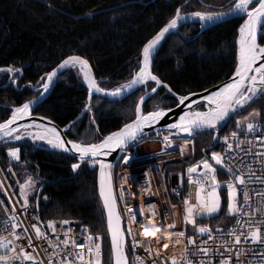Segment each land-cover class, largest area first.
Returning a JSON list of instances; mask_svg holds the SVG:
<instances>
[{
    "label": "trees",
    "instance_id": "trees-1",
    "mask_svg": "<svg viewBox=\"0 0 264 264\" xmlns=\"http://www.w3.org/2000/svg\"><path fill=\"white\" fill-rule=\"evenodd\" d=\"M181 5H184L183 13L211 12L228 10L231 0H0V69L22 70L19 75L0 72V122L8 117L11 107L35 99L39 95L40 78L71 55L87 59L97 82L106 90L127 82L136 69L143 45ZM242 22L243 19L235 18L205 31H201L198 24L182 26L178 35H169L161 43L153 74L178 95L202 91L226 80L235 68V40ZM262 36L264 33L260 31V44H264ZM12 79L17 83L12 84ZM143 93L144 88H141L116 102L94 96L91 112H85L76 121V127L66 132V137L85 144L99 142L134 119L135 104ZM87 94L78 70L66 71L33 114L64 127L83 110ZM176 103L161 88L144 111L157 107L169 109ZM254 109L262 113L256 120L262 119L264 99L256 100L239 115H233L218 132L200 133L191 138V157L165 167L163 183L171 203L176 202L172 190L179 183H183L184 193L187 189V168L202 159L210 162L212 151L221 152L225 134L228 131L239 133L236 121ZM196 110L203 111V106ZM92 120L95 123H90ZM156 135L158 133H152L143 139ZM213 136L220 139L213 140ZM10 147L21 150V163L11 171L4 154ZM77 162L73 157L37 148L28 141L0 146V175L15 203L21 207L23 200L18 185L31 177L29 204L40 224L61 219L80 221L91 234L103 237L102 264H112L105 215L97 192L96 169L82 164L78 173H74L71 165ZM217 178L221 182L229 181L226 171L218 172ZM220 193L224 204V190ZM0 201L10 213L13 207L3 189H0ZM224 206L218 216L203 218L200 224L210 229L226 227L233 217H225ZM5 208L0 205V222L5 219Z\"/></svg>",
    "mask_w": 264,
    "mask_h": 264
},
{
    "label": "snow or ice",
    "instance_id": "snow-or-ice-1",
    "mask_svg": "<svg viewBox=\"0 0 264 264\" xmlns=\"http://www.w3.org/2000/svg\"><path fill=\"white\" fill-rule=\"evenodd\" d=\"M187 2V0H186ZM184 5L175 9L174 15L167 21V23L160 28L151 39L143 45L136 69L131 73V79L119 86L106 90L102 88L93 75L92 68L87 59L80 56L72 55L63 59L57 67L52 71L46 73L41 77L38 83L37 91L39 96L35 101H27L18 107L11 109L10 117L4 122L0 123V140H15L20 141L25 137L31 138L33 142H46L51 148L56 149L62 153H69L78 162L71 165L72 171L78 173L82 164H88L91 167H99V199L102 203L103 212L106 216L107 234L110 237V252L112 264H145V257L140 255L135 256V260L129 259L130 252H134L140 246V241L137 239V233L133 231V224H143L144 210L143 207H136L135 204L127 207L126 212L129 217V224L126 228H122V214L118 210V200L127 203L126 193L123 190V184L119 196L113 192L114 183V167L111 162L106 161V158L112 153L119 152L124 154L129 147L139 144L145 136L147 129L153 128L155 125L165 118L173 109L164 110L157 107L155 110L147 111L144 108L150 100H153L158 94L160 88L166 89L169 94L175 97L176 107L185 106L187 110L179 115L178 120L167 125L169 134L163 136V141L166 147H171L173 144V136L185 135L188 138H194L203 130H219L232 118L233 115H239L246 110L258 99H264V46L258 43V29L264 33V0H231V7L228 11L218 12H202L193 11L191 13L183 14ZM92 15V13H89ZM243 19V23L239 25L238 35L235 40V68L232 77L228 82L224 83L217 91L203 97L205 103L204 111L194 110L192 104L199 106V101L192 100L191 103H186L190 97L197 95L190 93L189 95H177L173 89L165 82H163L157 75L153 74L152 66L155 60V54L159 47L169 35H178L179 27L186 23H198L201 30L210 26H214L217 22H223L226 17ZM261 38H264L262 36ZM72 69L78 70V75L82 76L84 83L87 85L88 97L85 102L83 111L91 112V101L94 94H101L104 97L111 98L112 102L122 101L144 88V93L139 97L135 104V118L131 122L125 123L118 131H114L105 136L102 140L96 143H82L72 140H66L63 133L49 121L48 124L42 123H28L18 124L25 118L31 116L34 110L33 105L43 99V97L50 91L54 81L60 77L64 72ZM0 72L22 74L21 69H14L12 67L0 69ZM12 84L17 81L12 79ZM154 84V86H152ZM150 88V91L148 90ZM262 113L258 109L249 112L247 116L236 121L235 127L238 131L231 132L230 136L223 139V143L227 145L228 151L233 147L239 148L243 141H238L240 134L247 135L257 131V124L254 123L257 118H261ZM42 120L47 119L41 117ZM76 121L65 127V132L70 131L71 128L76 127ZM90 123H95L92 120ZM35 129V131H32ZM210 134V132H209ZM213 140L220 139L219 136H213ZM261 147H264V137L258 136ZM190 143V139L184 140L186 146ZM251 147L252 142L248 141ZM185 147H181L183 154ZM247 151V150H246ZM20 148L10 147L7 155L13 161H19ZM254 155L264 157V151L256 152ZM133 157L131 155H123L122 165L128 166L131 164ZM210 163L208 159H202L187 168V182L189 186H195V202H191V193L189 198L183 200V223L185 225H192L194 234H199L201 237L207 236L208 240H212V230L207 226H197V217H213L221 210V183L217 179L218 172H226L229 174V182L226 183L227 188V215L235 217V223L238 226L248 224V231L246 233H237L235 229L230 230L227 235L233 237V245L241 243V237L245 240H250L253 244L264 245V220L256 221L252 217L256 215L264 216V207L257 212L249 206L251 193L243 191L247 185L248 179L242 169H236L230 166L223 158L221 153L212 151ZM264 164V160H261ZM215 165V166H214ZM216 166H219L216 167ZM11 171V168H9ZM239 173V174H237ZM249 177H254L255 174L249 170ZM123 183H132L131 175L122 178ZM261 183H264V176L257 177ZM33 186L32 178L29 177L24 183L19 184L20 198L23 200L21 208L27 211L29 207V190ZM238 186L241 187L243 200L238 201ZM4 185L0 183V189ZM148 195H152L150 182L142 189ZM5 195H8L5 192ZM131 195L133 198L137 195L135 184L132 187ZM257 195L264 197V192H259ZM47 199V197H45ZM0 203H3L0 201ZM175 207V206H173ZM149 208L153 210V216H161L159 221L149 220L148 223L155 227V232H150L147 227L142 229L141 235L152 236L153 239L148 242V247L145 249L147 257L151 259L152 264H158V261L163 260L164 264H192L189 257L188 246L194 245L196 241L192 236H186L185 231H175L176 224H164L162 214L155 211L156 205L149 204ZM8 213V209H4ZM17 209L13 207L11 214L8 215V220L5 221L3 231H7L11 239L0 235V264H43L39 261L33 253L36 251L33 247L32 238L28 237V247L33 248V253L26 252L24 247H20L19 252L16 251L18 245L17 240L24 239V236L17 233L16 229L23 227L16 214ZM175 216V212L172 213ZM247 216L249 220L242 221L241 217ZM33 219H38L33 217ZM62 224L70 223L67 220L61 222ZM10 224V228L8 225ZM47 228L55 232V223L53 221L47 222ZM31 229L34 231L36 240H47V234L42 230L37 223L31 224ZM219 232V229L216 230ZM27 233L28 229L25 228ZM72 230L69 229L64 233L65 239L60 243L64 246L67 254L59 261V264H102V239L101 235L89 234L87 227L82 229L85 233L84 242L78 243L71 235ZM131 237V249L127 246V238ZM171 244L184 245L181 250L182 255L177 258L175 255L164 256L159 248L162 246L168 249ZM153 245H156L154 248ZM49 242V247L55 248ZM81 249L77 252L75 249ZM70 249V250H69ZM199 253L207 256L210 249L207 247H199ZM231 252V249H226ZM87 253V258H85ZM49 254L48 264H54ZM240 253H237L239 257ZM72 257V259H69ZM220 264H229L228 260H221Z\"/></svg>",
    "mask_w": 264,
    "mask_h": 264
},
{
    "label": "built area",
    "instance_id": "built-area-1",
    "mask_svg": "<svg viewBox=\"0 0 264 264\" xmlns=\"http://www.w3.org/2000/svg\"><path fill=\"white\" fill-rule=\"evenodd\" d=\"M257 124V131L251 134L243 135L240 134L238 136V141H243L239 148L233 147L231 151H228L227 145L223 143L221 145V154L223 155L224 160L230 165L234 166L236 169H242L245 178L248 179L247 185L243 188V191H249L251 193V198L249 201V206L252 209H255L257 212L260 211L262 207H264V197L257 195L259 192H264V183H261L257 177L264 176V164L261 163V160H264V157H258L254 155L256 152L264 151V147H261L258 136L264 137V117L260 120L253 121ZM231 131H228L224 137L230 136ZM163 134L158 133L154 137L153 140H149L148 142H153L157 145V150L151 153H148L147 156H140L136 154L134 149L127 150L124 154H121L119 159L117 160L114 168V186H115V195L119 196V192L121 190V185L123 184V190L126 193L127 203L124 201L118 200L117 204L119 206V210L122 214L123 226L126 228L129 224V217L127 215L126 209L127 207L136 205V207H143L144 217L143 224L136 223L133 224V231L137 233V239L140 241V246L135 249L134 252H131L130 260L134 261L136 255H140L145 257V264H152L151 259L147 257V253L145 249L149 246L148 242L153 239L152 236H148L147 238L141 235L142 229L147 227L150 232H155V227L148 223L149 220L159 221L161 216H153V210L149 208V204H155L157 213L162 214L164 224L175 222L176 228L175 231H185L186 236H192V238L196 241L194 245L188 246L189 249V259L192 261V264H220L221 260H228L229 264H264V245L262 244H253L250 240H245L241 237V243L239 245H233L232 240L233 237L227 235L230 230L235 229L237 233H246L248 231V224L244 223L243 226H238L235 223V217L232 218L231 222L223 228H214L212 230V240H208L205 244L204 241L207 240V236L201 237L199 234H194V228L192 225H185L183 223V212L180 215V222H176L173 219L170 211L161 207L160 200L158 196L148 195L142 193V189L144 186L148 185L150 182V186L155 184L160 177H162L165 167L168 165L166 162L164 165H158L155 161L163 160L166 161L170 156L167 157L166 154H170L168 151L171 147H166L163 141ZM223 137V139H224ZM187 138H181L178 136L177 140L173 139V143L182 144ZM177 141V142H176ZM248 141L252 142L251 147L249 146ZM173 145V144H172ZM247 150V151H246ZM8 150L5 151V159L8 163V169L12 168L21 163L19 161H13L7 155ZM123 155H131L133 157L132 162L128 166L122 165ZM152 160V162H150ZM173 164V163H169ZM144 165H146L144 167ZM144 167V168H143ZM251 170L252 173L255 174L254 177H249L248 173ZM226 171V170H225ZM228 174V173H227ZM239 174V173H237ZM131 175L132 183H123L124 177ZM229 176V174H228ZM230 179V177H229ZM161 180V179H160ZM219 181V180H218ZM221 183V181H219ZM135 184V190L137 195L135 198L131 195L132 187ZM160 186V185H159ZM195 186L187 185V189L184 193V185L183 183H179L173 190L172 196L176 199V204L183 207V200L189 198V193H191V202H195ZM238 195L237 200H243L241 187L238 186ZM223 191L222 187L219 190ZM162 196H166L168 199V195L166 190L161 191ZM10 201L12 207L17 209V215L19 217V221L22 223L23 227L17 228V233H20L24 236V239L17 240L15 243L18 245L16 251L19 252L20 247H24L26 252L33 253V248L28 247V237L32 238L33 247H35L36 251L33 253L37 257L39 261H42L43 264H48L49 254L51 255V259L54 261V264H59V261L67 254L64 246L60 243L65 239L64 233H66L69 229L72 230L71 235L72 238L75 239L78 243L84 242L85 233H82V229L85 228V225H82L78 220L72 219H61V220H53L55 223V232H52L47 228V223L41 225L37 219H33L35 214L29 204L27 211H24L21 207H19L14 199L10 197ZM7 213L5 219L0 222V235L11 239L7 231H3L5 227V221L8 220ZM205 218V217H203ZM197 217V226H202L200 224V220L203 219ZM252 219L256 221L264 220V216L256 215L252 217ZM67 220L70 223L62 224L61 222ZM242 221L249 220V217L243 216L241 217ZM37 223L38 226L42 228L43 231L47 234V240H36L34 231L31 229V224ZM10 228V224L8 225ZM27 228L28 232L25 233L24 229ZM219 229V232L216 230ZM89 234L90 231H89ZM98 235V234H92ZM49 242H52L53 245H57L55 248L49 247ZM131 249V237L127 238ZM102 243V241H101ZM155 248L156 245H153ZM199 247H207L210 249V252L207 256L199 253L197 249ZM184 245H176L171 244L168 249H164L162 246L159 248L160 252L164 256H172L175 255L177 258H180L182 255V249ZM231 249V252L226 251V249ZM70 250V249H69ZM75 251L79 252L81 249L77 248ZM3 253V250L1 251ZM237 253H240L239 257ZM85 258H87V253H85ZM72 259V257H69ZM15 264H19V261L15 262ZM25 264H30V262H25ZM158 264H164L163 260L158 261Z\"/></svg>",
    "mask_w": 264,
    "mask_h": 264
},
{
    "label": "water",
    "instance_id": "water-1",
    "mask_svg": "<svg viewBox=\"0 0 264 264\" xmlns=\"http://www.w3.org/2000/svg\"><path fill=\"white\" fill-rule=\"evenodd\" d=\"M218 11H228V10H223V9H214L213 11H211V12H218ZM189 13H191V12H189ZM183 14H187V13H183ZM231 19H235V18H233V17H231V16H229V17H226L225 19H224V21L223 22H217V24L216 25H218V24H221V23H224V22H227V21H229V20H231ZM167 23V22H166ZM165 23V24H166ZM243 23V22H242ZM164 24V25H165ZM189 24H198V23H186V24H184V25H189ZM163 25V26H164ZM183 25V26H184ZM199 25V24H198ZM216 25H214V26H216ZM162 26V27H163ZM214 26H210V27H208V28H206V29H203V30H201V28H200V26H199V28H200V30L201 31H205V30H207V29H209V28H211V27H214ZM161 27V28H162ZM182 27V26H181ZM181 27H179V28H181ZM160 30V29H159ZM159 30L157 31V32H159ZM156 32V33H157ZM155 33V34H156ZM154 34V35H155ZM153 35V36H154ZM152 36V37H153ZM151 37V38H152ZM259 37H260V30L258 29V43H259ZM150 38V39H151ZM163 42V41H162ZM260 44V43H259ZM262 46H264V44H261ZM141 52V51H140ZM157 54V53H156ZM156 54H155V57H156ZM140 55V54H139ZM72 56V55H71ZM67 58V57H66ZM65 59V58H64ZM61 62V61H60ZM59 62V63H60ZM58 63V64H59ZM57 64V65H58ZM57 65L55 66V67H57ZM54 67V68H55ZM152 68H153V66H152ZM52 71V70H51ZM93 71V70H92ZM234 72V70L232 71V73ZM232 73L230 74V76L226 79V80H224V81H222V82H220V83H218V84H216V85H213V86H211V87H209V88H207V89H204V90H202V91H198V92H193V93H196L197 95H195V96H193V97H190V100L188 101V102H186V103H191L192 102V100H196V101H199V106L200 105H202L203 106V104L205 103V101L203 100V97L204 96H206V95H209V94H211V92H213V91H217L218 89H219V87H221L224 83H226V82H228L229 81V79L232 77ZM93 75H94V73H93ZM82 77V76H81ZM95 77V76H94ZM82 80H83V78H82ZM56 81H57V79L54 81V83L52 84V86H51V88H50V91L43 97V99L41 100V101H39L38 103H36V104H34L33 105V108H34V110H35V108L40 104V103H42L48 96H49V94L51 93V91L53 90V88H54V86H55V84H56ZM83 83H84V81H83ZM84 85H85V87L87 88V85L84 83ZM161 89V88H160ZM159 89V90H160ZM166 90V89H165ZM88 91V90H87ZM150 91V90H149ZM166 92H167V90H166ZM168 93V92H167ZM190 94V93H189ZM189 94H186V95H189ZM168 95L170 96V97H172L173 99H175V97H173L171 94H169L168 93ZM178 95V94H177ZM39 96V95H38ZM37 96V97H38ZM94 96H96V97H100V98H103V99H106V100H111V98H107V97H104L103 95H101V94H94ZM37 97L35 98V99H33V100H31V101H35V100H37ZM87 97H88V94H87ZM87 100V99H86ZM138 102V101H137ZM18 107V106H17ZM198 107V105L197 104H195V103H193L192 104V108L194 109V110H196V108ZM13 107H11L10 108V114L8 115V117L5 119V120H7L9 117H10V115H11V109H12ZM171 109H173V111L171 112V113H169L165 118H163L160 122H159V124H157V125H155L153 128H151V129H147L146 131H145V136L144 137H146V136H149L150 134H152V133H155V132H169L168 131V128H167V125L168 124H170V123H174L176 120H178V118H179V115L180 114H182V112L183 111H185V110H187V107H186V105L185 106H181V107H176V105L174 106V107H172ZM33 110V111H34ZM164 110H167V109H164ZM204 110H206L204 107H203V111ZM33 111H32V114H31V116H29V117H27V118H25L24 120H22V121H18V124H28V123H42V124H48V122L49 121H51L52 122V125H54V126H56L62 133H63V135H64V138L66 139V140H69L67 137H66V132L64 131L65 130V127L66 126H69L72 122H74V121H77L85 112L82 110L81 112H80V114L72 121V122H70V123H68L66 126H64V127H59L58 125H56L52 120H50V119H44V120H42L41 119V117L42 116H38V115H34L33 114ZM135 118V117H134ZM4 120V121H5ZM4 121H2V122H4ZM2 122H0V123H2ZM131 122V121H130ZM121 127H123V126H121ZM120 127V128H121ZM119 128V129H120ZM223 128V127H222ZM221 128V129H222ZM119 129H117L116 131H118ZM221 129H219V130H221ZM219 130H203L201 133H206V132H218ZM32 131H35V129H32ZM143 137V138H144ZM179 137H181V138H188V137H186L185 135H183V134H181ZM22 140H29V141H31V138H28V137H25V139H22ZM22 140H20V141H22ZM15 142H17V141H15V140H0V146H2V145H6V144H12V143H15ZM32 142V141H31ZM36 143H38L37 145H35V147H37V148H40V149H43V150H46V151H49V152H54V153H58V154H63V155H66V156H69V157H73V155L72 154H69V153H62V152H60V151H58V150H56V149H53V148H51L46 142H43V141H36ZM132 147V146H131ZM131 147H129L128 148V150L129 149H131ZM120 155H121V153H119V152H115V153H112L110 156H108V157H106V158H102V159H106V161H108V162H111V163H113L114 165L116 164V162H117V160L119 159V157H120ZM95 169H96V185H97V192H98V196H99V184H98V182H99V167L98 166H96L95 167ZM113 179H114V177H113ZM3 182V181H2ZM6 188V187H5ZM7 191V193H8V196H9V192H8V190H6ZM113 192H114V194H115V188H114V183H113ZM102 204V203H101ZM37 206H38V204H37V199H36V208H37ZM117 206H118V204H117ZM118 210H119V207H118ZM120 211V210H119ZM105 215V214H104ZM105 220H106V216H105ZM42 225V224H41ZM122 228H123V220H122ZM106 228H107V225H106ZM107 236H108V234H107ZM108 242H109V248H110V237L108 236ZM111 253V252H110ZM111 263H112V260H111Z\"/></svg>",
    "mask_w": 264,
    "mask_h": 264
},
{
    "label": "rangeland",
    "instance_id": "rangeland-1",
    "mask_svg": "<svg viewBox=\"0 0 264 264\" xmlns=\"http://www.w3.org/2000/svg\"><path fill=\"white\" fill-rule=\"evenodd\" d=\"M178 136H173L172 139H176L177 140ZM150 140H153L154 137L151 136L149 137ZM148 138L146 139H142L141 142L139 144H136L135 146H132V149L134 150H138V148L142 147V146H146V145H153V148H150L149 150H144V151H138L137 153L140 154V156H147L148 153H151V152H154L157 150V145L154 144L153 142H148L149 141ZM23 141H28L30 142L31 144L33 145H37L38 143H34L33 140L31 139V141L29 140H22V141H17L15 143H12L13 145H16V144H19L20 142H23ZM177 142V141H176ZM6 145H10V144H6ZM191 146H192V143H191V140H190V143H188L186 146L184 145V141H182V144L180 145L179 143H173V145L171 146V148L169 149V153L170 154H166L167 157L170 156L168 158V160L166 159V161H163V160H157L155 161L158 165H161V164H165L166 162L169 163H182L183 161L189 159L191 157ZM181 147H185V151L184 153L182 154L181 153ZM9 148H7L6 150H8ZM150 162H152V160H150ZM210 163H213L214 164V161H211V156H210ZM146 165H144L145 167ZM215 166V165H214ZM143 167V168H144ZM219 168V166H216ZM187 173H186V177H187ZM161 179V180H160ZM218 179V178H217ZM3 181V182H2ZM0 182L4 185V192H7V186L3 180V178L1 177L0 175ZM229 182V181H227ZM227 182H221V185H222V189L224 190V193H225V200H224V214H225V217L226 218H231L232 216H229L227 215V188H226V183ZM160 185V186H159ZM6 187V188H5ZM19 187V185H18ZM145 187V186H144ZM143 187V188H144ZM151 188V192L153 193V195L155 196H158L159 200H160V204H161V207L164 209V211L168 210L170 211L171 215L173 212H175V216L172 215L173 219L176 220V222H180V215L181 213L183 212V207H181L180 205L176 204V203H171L169 201V199L166 198V196H162V193L161 191L164 190V183H163V175L162 177H160L157 181H155V184L153 186H150ZM9 191V190H8ZM10 192V191H9ZM142 193H145L143 190H142ZM147 194V193H145ZM221 195V193H220ZM8 196V195H7ZM170 202V203H168ZM223 196L221 195V210L215 214L213 217H216L218 216L222 209H223ZM1 206H3L5 208V203H0ZM175 206V207H173ZM6 214V213H5ZM213 217H205V218H213ZM229 221V220H228Z\"/></svg>",
    "mask_w": 264,
    "mask_h": 264
},
{
    "label": "bare ground",
    "instance_id": "bare-ground-1",
    "mask_svg": "<svg viewBox=\"0 0 264 264\" xmlns=\"http://www.w3.org/2000/svg\"><path fill=\"white\" fill-rule=\"evenodd\" d=\"M155 133H163V132H155ZM148 139H149V138H148ZM149 140H150V139H149ZM150 148H153V145L142 146V147L138 148L137 151L135 150V152H136V154H138V153H139L138 151L149 150ZM137 152H138V153H137ZM138 155H140V154H138ZM168 203H170V202H168ZM118 207H119V206H118ZM123 228H124V226H123ZM218 228H222V227H218Z\"/></svg>",
    "mask_w": 264,
    "mask_h": 264
},
{
    "label": "crops",
    "instance_id": "crops-1",
    "mask_svg": "<svg viewBox=\"0 0 264 264\" xmlns=\"http://www.w3.org/2000/svg\"><path fill=\"white\" fill-rule=\"evenodd\" d=\"M2 249H0V253H1Z\"/></svg>",
    "mask_w": 264,
    "mask_h": 264
}]
</instances>
